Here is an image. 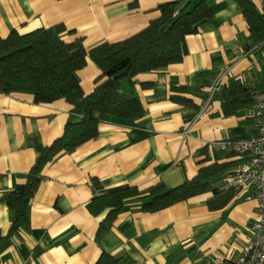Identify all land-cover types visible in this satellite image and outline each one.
Listing matches in <instances>:
<instances>
[{"label": "crops", "instance_id": "0c3cea01", "mask_svg": "<svg viewBox=\"0 0 264 264\" xmlns=\"http://www.w3.org/2000/svg\"><path fill=\"white\" fill-rule=\"evenodd\" d=\"M172 1L0 0V35L63 23L75 31L63 39L83 38L89 50L135 35L160 16L159 5ZM207 2L213 16L187 38L182 62L122 82V94L138 98L144 114L133 120L107 118L95 139L49 165L46 181L23 209L20 232L7 239L15 216L0 201V264H95L103 253L121 258V264H233L239 258L256 219V202L247 200V191L224 186L228 172L214 184L236 191L222 211L209 209L210 191L155 214L142 212L133 200L131 211L97 238L106 214L94 217L87 209L96 195L158 181L174 188L203 166L245 158L221 144L258 134L246 113L226 116L221 102L208 100L199 119L185 118L183 106L169 97L171 85L199 87L212 96L231 80L250 87L264 82V50L245 49L249 31L243 0ZM247 2L264 15V0ZM101 74L91 61L80 72L86 93ZM69 120L81 117L72 115L64 101L35 104L31 94L0 93V197L26 183ZM94 179L99 191L93 189Z\"/></svg>", "mask_w": 264, "mask_h": 264}, {"label": "trees", "instance_id": "16d2710c", "mask_svg": "<svg viewBox=\"0 0 264 264\" xmlns=\"http://www.w3.org/2000/svg\"><path fill=\"white\" fill-rule=\"evenodd\" d=\"M242 3L243 18L249 31V44L245 49L264 50V15L247 0ZM157 10L160 16L135 35L116 43L105 42L89 50L85 48L83 38H75L72 42L63 39L64 34H75L63 23L27 34L12 30L6 38L0 35V93L31 94L35 104L64 101L72 115L81 117L80 121L69 120L62 136L44 149L29 171L26 183L0 197L15 216L3 239L20 232L23 209L34 200L46 181L49 165L95 139L100 124L107 118L133 120L144 114L138 98L122 94V82H133L140 74L182 62L188 54L187 38L198 33L199 26L213 16L207 0H175L159 5ZM89 61L102 74L95 81L93 91L86 93L80 72ZM263 87L264 82L260 87H250L240 80H231L211 96L199 87L171 85L169 97L183 106L185 118L198 115L208 100L221 102L226 116L240 115L252 106L254 96L264 93ZM235 166L234 162L203 166L193 179L174 188L158 181L146 188L132 186L94 196L87 205L88 211L94 217L106 214L99 224L97 238L112 228L120 215L131 211L133 200L140 202L142 212L155 214L210 191L209 209L224 210L236 191L217 188L214 184ZM92 186L95 191L101 189L98 180L94 179ZM95 264H121V258L103 253Z\"/></svg>", "mask_w": 264, "mask_h": 264}, {"label": "built area", "instance_id": "2783aa9c", "mask_svg": "<svg viewBox=\"0 0 264 264\" xmlns=\"http://www.w3.org/2000/svg\"><path fill=\"white\" fill-rule=\"evenodd\" d=\"M218 82L216 89L220 85ZM246 117L258 128L251 139L232 140L221 144L228 146L238 156L245 157L223 179L228 189L248 192L247 200L256 202V219L250 226V236L239 258L233 264H264V93L254 96ZM206 107L197 115L199 119Z\"/></svg>", "mask_w": 264, "mask_h": 264}, {"label": "rangeland", "instance_id": "374dc122", "mask_svg": "<svg viewBox=\"0 0 264 264\" xmlns=\"http://www.w3.org/2000/svg\"><path fill=\"white\" fill-rule=\"evenodd\" d=\"M217 84H218V82H217ZM217 84H216V86H217ZM204 107H206V106H204ZM204 107H203V108H204ZM203 108H202V109H203ZM199 113H200V112H199Z\"/></svg>", "mask_w": 264, "mask_h": 264}]
</instances>
